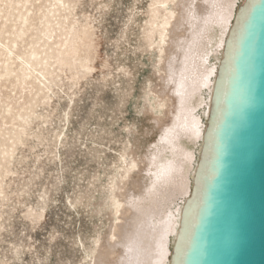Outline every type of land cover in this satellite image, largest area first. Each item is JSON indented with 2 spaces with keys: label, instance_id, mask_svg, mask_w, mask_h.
Instances as JSON below:
<instances>
[{
  "label": "rangeland",
  "instance_id": "obj_1",
  "mask_svg": "<svg viewBox=\"0 0 264 264\" xmlns=\"http://www.w3.org/2000/svg\"><path fill=\"white\" fill-rule=\"evenodd\" d=\"M3 2L0 40L13 58L38 59L26 71L34 84L0 78V264H92L119 241L113 194L146 198L153 182L123 177L164 129L153 122L164 85L146 37L150 0ZM118 222L129 226L130 212Z\"/></svg>",
  "mask_w": 264,
  "mask_h": 264
},
{
  "label": "bare ground",
  "instance_id": "obj_2",
  "mask_svg": "<svg viewBox=\"0 0 264 264\" xmlns=\"http://www.w3.org/2000/svg\"><path fill=\"white\" fill-rule=\"evenodd\" d=\"M3 1L0 0V3L4 4ZM242 1L150 0L146 37L159 57L158 68L163 73H159L162 75L159 77H162L163 82H160L164 85L162 91L159 89L160 92L154 93L158 99L156 114L161 116L155 115L153 122L161 124L164 129H161L162 135L146 163L143 162L145 164L140 167L134 158L123 177L127 175L129 178V173L134 171L151 172L153 182L146 198L140 195L131 198L129 190L121 193L117 186L119 193L113 194L112 211L116 217L114 231L119 241L109 246L106 252L91 256L90 263L169 264L181 209L191 194L224 42L238 4ZM5 2L8 3L7 9L13 7L14 2ZM3 10L0 8V12ZM2 41L0 46L6 60L0 66V78L14 76L19 82L34 84L35 80H30L33 75L26 71L31 57L33 61L38 59L36 51L26 59L13 58L16 52L10 44H6L7 41ZM177 52L180 55L176 58L174 55ZM91 59L87 55L84 61L90 62ZM15 60L20 64L16 65ZM173 97L176 105L173 104ZM187 143L193 144L195 149L189 150ZM150 166L153 171L149 170ZM128 212L131 223L123 226L118 220H124ZM116 247L124 254H116L110 261L109 256L114 254Z\"/></svg>",
  "mask_w": 264,
  "mask_h": 264
},
{
  "label": "water",
  "instance_id": "obj_3",
  "mask_svg": "<svg viewBox=\"0 0 264 264\" xmlns=\"http://www.w3.org/2000/svg\"><path fill=\"white\" fill-rule=\"evenodd\" d=\"M169 264H264V0L228 31Z\"/></svg>",
  "mask_w": 264,
  "mask_h": 264
}]
</instances>
